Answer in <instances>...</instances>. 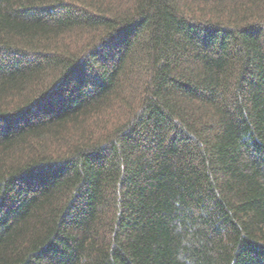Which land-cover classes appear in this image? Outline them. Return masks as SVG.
Masks as SVG:
<instances>
[{"label": "trees", "instance_id": "obj_1", "mask_svg": "<svg viewBox=\"0 0 264 264\" xmlns=\"http://www.w3.org/2000/svg\"><path fill=\"white\" fill-rule=\"evenodd\" d=\"M0 264H264V0H0Z\"/></svg>", "mask_w": 264, "mask_h": 264}]
</instances>
